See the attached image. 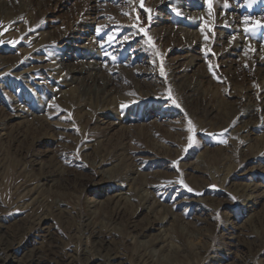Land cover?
I'll use <instances>...</instances> for the list:
<instances>
[{"label": "rangeland", "instance_id": "obj_1", "mask_svg": "<svg viewBox=\"0 0 264 264\" xmlns=\"http://www.w3.org/2000/svg\"><path fill=\"white\" fill-rule=\"evenodd\" d=\"M103 83L113 103L82 99ZM263 115L264 0H0V264H84L77 224L102 228L101 209L133 193L150 198L138 246L164 238L173 264H264ZM118 143L126 154L99 162ZM21 158L45 177L16 202ZM40 196L63 203L31 222ZM124 218L107 239L130 264Z\"/></svg>", "mask_w": 264, "mask_h": 264}, {"label": "bare ground", "instance_id": "obj_2", "mask_svg": "<svg viewBox=\"0 0 264 264\" xmlns=\"http://www.w3.org/2000/svg\"><path fill=\"white\" fill-rule=\"evenodd\" d=\"M81 71L85 72L83 69ZM81 97L83 100H87V99L94 100L95 103L100 106L105 103H108L110 100L113 103V97L106 90V84L104 83L100 84V86L99 85H97L96 87L94 86V88L92 89L90 88V86L85 87L81 92ZM79 102H81L80 99L76 100L73 104L77 103L76 106L81 107L83 105L82 103H84L85 101H82V103ZM261 121L262 122L264 121V115L262 116ZM247 130H248L247 126L241 127V131L246 132ZM263 147H264V143H263ZM126 151L127 149L122 143L105 147L99 152V158L101 157V159H99V162L105 159L112 160L115 157H118L119 155H124V153L126 154ZM23 159L25 158L19 159V165H18L19 168L17 171L19 177L22 178V180L20 181V178L18 177L20 182L17 183V181H15V183H13L14 184L13 186L15 187L16 202H21L27 198H30L31 192L36 191L39 185L41 186V184L43 183V179L45 177L43 175H39V176L35 175L33 177H30L26 172L27 165ZM129 164L130 163H127L126 167L120 168L118 172L119 179L121 180L133 179V171L129 168ZM150 185H151L150 183L144 182L141 184V186H139V188L144 189L149 187ZM145 191L147 190L145 189ZM147 192L151 194L149 190ZM54 193L58 194L59 191L56 190L54 191ZM133 196L136 198L135 203L124 202L121 204L118 200L110 201L109 203H107L105 207L101 209L98 215L104 221L105 226H103L102 228L96 227V225L93 224L90 226L80 222L77 224L78 225L77 229L81 230V234L84 235V237L86 238V242L90 243L89 250L93 249L95 253L93 257H90L88 255L85 256L83 259L84 264H122V262L117 260V258H119V254H123V256H125V253L120 250L119 246L116 245L114 246L111 240H108L107 237L111 235V233H115L113 227H111L112 222L124 217L125 218L122 220L123 225L121 227V231H119L120 233L118 234L120 236V240H119L120 244L122 245L126 244L124 247H127L128 245L127 242L129 240H131L130 242L133 243L132 244L133 247L131 248L133 249V251L129 256L130 258L128 259L131 261L130 264H173V262L177 261L178 250H175L173 247L167 249L169 251L168 253L169 256L167 255L165 256L160 253V248L164 247L163 246L165 242L164 238L154 239L151 241H147L146 243H142V244L140 243L139 246L137 245L138 242H136V240L138 239V237L144 236L147 228L150 227L152 223L137 224L134 217L139 208H143V206L145 207V205L149 204L150 198L140 197L136 193H133ZM47 199L48 198L45 196H40V197H36L32 201L33 203L37 204L36 205L37 212H35L34 214L31 213V215L28 218L29 221L32 222L36 220L39 217L38 214L39 210L43 208L44 209L49 208L52 210H58L61 208L60 205L61 203H63L61 199L57 198L51 202H49ZM152 203H156V200L154 199ZM88 207L91 208L92 206H88ZM69 228L70 230H73L74 226L72 225ZM8 245L9 244L5 245L4 243L2 244L0 242V258L2 257L1 250L5 251L9 249L10 246ZM156 247L158 248L157 249L158 251L155 254L156 255L155 256L150 252H152V250H154L153 248ZM203 247H204L203 253H205V251L207 252L208 249L207 246H203ZM180 248L182 249L184 247H180ZM190 251H191V255L196 258H200L201 255L203 254V253L201 254L200 250L193 248H191ZM65 255L66 254L60 255L58 259H60L62 256L61 259L63 260ZM31 257L34 256L31 255ZM95 258H98L101 261L97 262ZM32 264H40V261L39 260L32 261Z\"/></svg>", "mask_w": 264, "mask_h": 264}, {"label": "snow or ice", "instance_id": "obj_3", "mask_svg": "<svg viewBox=\"0 0 264 264\" xmlns=\"http://www.w3.org/2000/svg\"><path fill=\"white\" fill-rule=\"evenodd\" d=\"M141 7H143V5L141 4ZM248 29H246V31H247ZM189 139H190V141H191V137H189ZM233 199H235V197H233Z\"/></svg>", "mask_w": 264, "mask_h": 264}]
</instances>
